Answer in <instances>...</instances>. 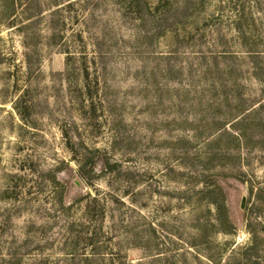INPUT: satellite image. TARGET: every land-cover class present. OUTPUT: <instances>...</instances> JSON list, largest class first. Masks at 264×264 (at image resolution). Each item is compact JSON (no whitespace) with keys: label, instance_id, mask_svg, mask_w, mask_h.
Segmentation results:
<instances>
[{"label":"rangeland","instance_id":"374dc122","mask_svg":"<svg viewBox=\"0 0 264 264\" xmlns=\"http://www.w3.org/2000/svg\"><path fill=\"white\" fill-rule=\"evenodd\" d=\"M69 1L0 0V264H264V0Z\"/></svg>","mask_w":264,"mask_h":264},{"label":"trees","instance_id":"16d2710c","mask_svg":"<svg viewBox=\"0 0 264 264\" xmlns=\"http://www.w3.org/2000/svg\"><path fill=\"white\" fill-rule=\"evenodd\" d=\"M50 1V0H49ZM57 1V0H56ZM69 1V0H66ZM75 0H70L67 4H72ZM116 1V0H114ZM130 5L132 6L133 4L136 5V7L138 5H140V0H128ZM148 5H149V0H144ZM52 2V1H51ZM55 2V1H54ZM182 2V0H153L152 3L155 4L154 7L149 6V9H152V13L155 12V15L159 17L160 13L162 11H166L168 7H171L173 5H178ZM223 2V1H222ZM64 5V1L61 3ZM237 6L238 4L236 2H234V10H237ZM236 13H238V18L236 19L240 21V19L244 16V10L238 9V12L236 11ZM254 14V12H253ZM219 15V17H218ZM223 12L220 11V14L216 15V19H220V17H223ZM255 21V18H252ZM61 20H58L57 22L60 23ZM63 24H65L64 19H62ZM237 23V22H236ZM241 23V22H239ZM236 26V25H235ZM47 27L50 28L51 30V35L58 37L59 39H63L64 35H65V31L62 29H55V27L49 26L47 24ZM238 28H241L239 25H237ZM236 28V27H235ZM246 28H249V26H247ZM246 33V30L245 32ZM79 36L81 38V34L79 33ZM255 35L250 34V38L254 40V42L256 41V39L258 38H253ZM221 37L227 41V36L221 34ZM26 42L24 41V46L26 47ZM63 44V46H65L64 48H69L70 45H68L66 42L65 43H61ZM65 52H67V57H66V68H68L70 65H73L72 62L75 59V55L72 53L71 50H66ZM222 54L220 55H227V53H229L228 51L224 50L221 52ZM253 54H257V52H253ZM26 56V61L28 63V57L25 53ZM82 64L83 67L81 69L85 70V74L83 75V79L85 80V82L88 81L89 79V74H88V56L87 53L85 51L82 52ZM241 94H238L236 96H233V98H237L240 99V102L237 103L234 107H233V115L234 117L229 121V129L226 128L227 132L231 135V137H233L235 140L238 141H242V137H246L249 135L248 131L250 132V130H252L253 127L255 126H261L264 125V117H262L260 115V112L262 111V108H264V101L259 100V103H254L252 104V106L250 107H243L242 106V101L240 98ZM230 130V131H229ZM252 231V229L250 230ZM254 232V231H253Z\"/></svg>","mask_w":264,"mask_h":264}]
</instances>
